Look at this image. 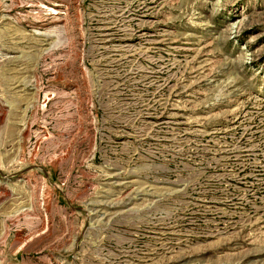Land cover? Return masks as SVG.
Instances as JSON below:
<instances>
[{
	"label": "rangeland",
	"instance_id": "374dc122",
	"mask_svg": "<svg viewBox=\"0 0 264 264\" xmlns=\"http://www.w3.org/2000/svg\"><path fill=\"white\" fill-rule=\"evenodd\" d=\"M0 264H264V0H0Z\"/></svg>",
	"mask_w": 264,
	"mask_h": 264
}]
</instances>
